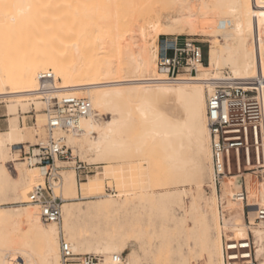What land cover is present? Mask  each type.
Here are the masks:
<instances>
[{
	"label": "bare ground",
	"instance_id": "1",
	"mask_svg": "<svg viewBox=\"0 0 264 264\" xmlns=\"http://www.w3.org/2000/svg\"><path fill=\"white\" fill-rule=\"evenodd\" d=\"M28 1L17 0L9 15L11 22L20 24L21 18L33 14L28 12L32 9ZM45 2L48 50L15 74L3 68L0 51V98H16L17 103L27 105L39 99L44 104L36 91L38 76L50 70L58 95L87 98L93 108V114L80 120V132L58 130L57 134L91 161L118 158L121 184L132 167L130 161L119 159L146 150L154 156L159 172H164L166 184L173 187L155 191L140 185L139 190L122 189L113 197L99 192L106 177L102 171L80 183V196L68 199L63 189L75 192V180L68 172L64 182L61 178L51 181L54 196L61 199L60 219L45 223L38 207L29 202L28 193L44 184L46 168L21 165L12 146L24 144L27 148L29 142L18 125L17 109H9L14 113L10 128L0 132V201L26 205L0 206V264H59L61 237L76 253H122L128 264H142L137 253L142 248L167 253L171 264H189L190 259L222 264V236L245 238L249 230L258 264H264L259 260L264 221L255 220L254 204L260 199L264 205V179L258 186L246 179L248 219L255 225L249 229L241 224L244 208L234 197L237 186L230 182L233 178L222 182V198L217 199L206 123L207 94L222 82L227 68L230 82L254 89L261 103L260 167L264 171V0ZM163 9L168 13L163 14ZM173 33L199 35L209 42L206 63L199 66L192 81L167 84L157 80L161 75L155 63V38ZM96 110L107 116L97 118ZM131 124L136 129L129 133ZM134 168L140 176L141 166ZM205 183L218 202L206 195ZM91 191L94 196H88ZM92 197L97 199L69 202ZM231 211L240 214L235 222L229 220ZM119 212L127 218L108 217ZM222 212L230 214L224 221ZM4 222L10 224L9 229L3 228Z\"/></svg>",
	"mask_w": 264,
	"mask_h": 264
},
{
	"label": "built area",
	"instance_id": "2",
	"mask_svg": "<svg viewBox=\"0 0 264 264\" xmlns=\"http://www.w3.org/2000/svg\"><path fill=\"white\" fill-rule=\"evenodd\" d=\"M156 69L159 81L176 84L192 81L200 65L205 63L201 44L187 35H162L156 49ZM224 79L207 94L206 123L212 156L213 182L220 190L226 178H240L247 172L257 170L262 162V110L256 91L230 82L227 71ZM38 89L44 102L46 116L45 135L27 148L16 145L18 154L29 167H45L43 185H36L28 193L29 202L39 209V217L45 222H57L61 216V199L54 196L53 179L59 181L56 161L73 162L78 179L95 173L94 164L74 158L58 130L80 132V120L93 114L89 99L71 95H58L54 75L49 70L38 76ZM46 81H51L49 85ZM234 197L246 211L245 221L249 224L245 184L240 183ZM255 220L264 221V208L257 207ZM245 238L222 236V264H258L256 244L249 230ZM59 264H128L124 254L76 253L63 237L59 242Z\"/></svg>",
	"mask_w": 264,
	"mask_h": 264
},
{
	"label": "rangeland",
	"instance_id": "3",
	"mask_svg": "<svg viewBox=\"0 0 264 264\" xmlns=\"http://www.w3.org/2000/svg\"><path fill=\"white\" fill-rule=\"evenodd\" d=\"M46 0H29L28 2L32 3V9L28 10V12H32L33 14H29L26 17L21 18L20 24H14L9 20V15L14 11V5L17 2V0H0V51L3 54V62L2 66L5 69V71L9 72L10 74H15L19 72V70L23 67V65L26 64V62L31 60H36L37 57H40L43 53L47 52L48 46H47V23L46 20H43L44 14L45 17L47 16L46 13ZM159 5L156 4V8L159 9ZM44 13V14H43ZM163 14L168 13V10L163 9ZM145 14V13H144ZM42 17V18H41ZM44 17V18H45ZM42 21H41V20ZM46 19V18H45ZM45 22V23H44ZM47 24V25H46ZM49 34V33H48ZM174 35L178 33H173ZM164 34H159L155 38V46L157 48V41L160 36ZM171 35V34H167ZM184 35V34H181ZM187 35V34H185ZM191 38L198 41L204 51L205 54V63L207 60V51H208V45L209 42L204 41L202 36L199 35H188ZM225 71H228L227 68L224 69ZM60 81V80H59ZM16 98H0V130H6L9 122V114L12 113L9 109H17L15 116H17L18 125L23 129V132L25 134L24 140L33 144L37 141V139L41 138L45 134V115L42 111V108H44V104L41 103L39 99L35 100L33 103L27 105L24 103H17ZM161 102H157V104H160ZM7 106H8V113H7ZM39 110V111H37ZM96 113L99 114L97 118H104L106 117V112L102 110H96ZM134 124H131L132 129H130L129 133L134 131ZM136 129V127H135ZM66 144L69 146V148L72 150V155L74 158L70 161L74 160H81L83 162L91 163L97 166L95 168V173H99L102 171H105L106 177L103 179L102 188L100 189V193H107L108 195H111L113 197H116L119 194V191L122 189H129L132 188L134 190H139L140 185L147 186L148 188H151L153 190H159L162 188H172L173 184H166V180L164 177V172H159L157 166H156V160L154 156H152L149 152L144 150L143 152L139 153H129L126 155H123L122 161L131 162L130 166L131 169L126 171V175L124 176L126 182L124 184H121L119 175L117 173L116 167L118 158H110L103 161H91L86 154H83L81 150L72 145L69 141H65ZM28 143V144H29ZM27 144V145H28ZM18 146L14 145L12 146L13 150H16ZM20 157V155H19ZM23 162V160H20ZM263 164H264V158H263ZM24 167H27L26 164L23 162L21 164ZM57 165L59 168L57 169L59 174V179L61 178V181L64 182L65 175L68 172L72 173V177L75 180V192H66L63 189V196L64 198H76L80 196L81 191V182L87 181L88 178H90L92 175H89L87 178L78 179L77 174L73 167V162L70 163H61L57 162ZM135 165L141 166L142 174L140 176L137 175V170L134 168ZM9 171L11 170V175L15 176V171L13 170L11 163L8 164ZM99 171V172H98ZM141 178V179H140ZM250 179L252 183L255 186H258L257 183L262 181L264 179V171L263 168H259L257 170H254L253 172H247L243 175L242 179L240 178H234L231 179L230 182L237 186L240 183L245 184L246 187V179ZM58 182L57 180H55ZM160 184H163L160 186ZM58 187L55 188V194L58 196ZM204 192L207 196L210 197V200L216 201L215 197L211 196L210 194V188L205 183ZM247 192V188H246ZM221 191L217 189V199L218 201H221ZM94 192H88V196H94ZM97 198H84V199H75L70 200V203H77V204H83L85 201L90 200H96ZM216 201V202H218ZM254 204L256 207H262L261 200L255 199ZM15 205V206H14ZM18 205H26L24 202L20 203H12L10 201H0L1 207H16ZM217 212V210H216ZM221 212V208H220ZM230 214L227 212H222L223 221L226 220ZM248 216V214H247ZM109 218H118V219H125L127 216L124 213H116V214H109ZM231 217L229 220L231 222H235L234 219H238L240 217L239 212L237 211H231ZM243 222L242 225L245 223L248 225V223L245 221L246 217V211L244 209V213L241 215ZM216 216L214 219H212V227L215 234V221ZM221 221V220H220ZM221 221V224L222 222ZM249 229L251 227H254L255 225L252 224L249 221ZM4 229H9L10 224L8 222L3 223ZM250 234V233H249ZM145 242L148 243V238L145 237ZM263 244V250L259 253V260L264 261V238L262 241ZM137 253L139 255V260L142 262V264H171V257L167 255V253L164 252H156V251H149L144 248L138 249ZM256 257L258 260V254L256 252ZM195 261V263H194ZM189 264H206L204 259L199 260H192L190 259Z\"/></svg>",
	"mask_w": 264,
	"mask_h": 264
},
{
	"label": "crops",
	"instance_id": "4",
	"mask_svg": "<svg viewBox=\"0 0 264 264\" xmlns=\"http://www.w3.org/2000/svg\"><path fill=\"white\" fill-rule=\"evenodd\" d=\"M7 113H8V106H7ZM9 114V122H8V126H7V129L6 130H3V131H7L9 128H10V124L12 122V119H13V116H14V113H8ZM1 121V120H0ZM0 130V132H3ZM237 189V187L235 188Z\"/></svg>",
	"mask_w": 264,
	"mask_h": 264
}]
</instances>
